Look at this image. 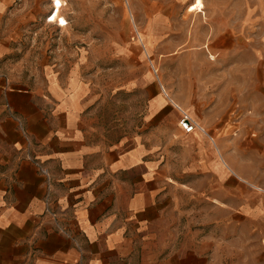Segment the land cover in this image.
I'll list each match as a JSON object with an SVG mask.
<instances>
[{"label":"rangeland","instance_id":"rangeland-1","mask_svg":"<svg viewBox=\"0 0 264 264\" xmlns=\"http://www.w3.org/2000/svg\"><path fill=\"white\" fill-rule=\"evenodd\" d=\"M56 1L62 25L52 0H0V66L19 84L90 79L110 138L138 133L176 181L180 220L233 228L262 264L264 192L230 167L264 187V0ZM178 106L204 130L183 132Z\"/></svg>","mask_w":264,"mask_h":264},{"label":"crops","instance_id":"crops-1","mask_svg":"<svg viewBox=\"0 0 264 264\" xmlns=\"http://www.w3.org/2000/svg\"><path fill=\"white\" fill-rule=\"evenodd\" d=\"M56 68L31 85L15 83L0 66V264L255 260L253 241L243 253L233 228L227 240L221 227L207 234L205 223L180 220L176 181L141 136L112 140L91 108L90 79L75 68L57 78ZM260 246L264 264V240Z\"/></svg>","mask_w":264,"mask_h":264},{"label":"built area","instance_id":"built-area-1","mask_svg":"<svg viewBox=\"0 0 264 264\" xmlns=\"http://www.w3.org/2000/svg\"><path fill=\"white\" fill-rule=\"evenodd\" d=\"M52 1H53L54 8H55L58 3L56 0H52ZM49 16H47V17H49ZM178 108L180 109V116L178 118V125L183 132H191L197 127L200 128L201 130H204V128L200 127V125L191 117V115L186 110L182 109L179 106H178ZM42 171L45 172L44 169H42Z\"/></svg>","mask_w":264,"mask_h":264},{"label":"bare ground","instance_id":"bare-ground-1","mask_svg":"<svg viewBox=\"0 0 264 264\" xmlns=\"http://www.w3.org/2000/svg\"><path fill=\"white\" fill-rule=\"evenodd\" d=\"M57 3H58L57 6L54 8L52 14L49 16L51 21H56V22H58V19L61 18L59 16V1H57ZM201 5H202V3L200 1H198V3L196 4L197 10H201ZM215 201H217V200H215Z\"/></svg>","mask_w":264,"mask_h":264}]
</instances>
